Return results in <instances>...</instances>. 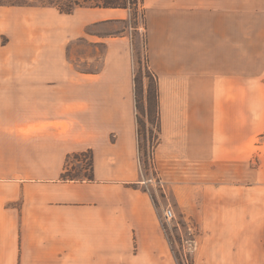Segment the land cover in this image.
I'll use <instances>...</instances> for the list:
<instances>
[{
    "label": "crops",
    "instance_id": "1",
    "mask_svg": "<svg viewBox=\"0 0 264 264\" xmlns=\"http://www.w3.org/2000/svg\"><path fill=\"white\" fill-rule=\"evenodd\" d=\"M145 4L180 158L220 163L209 235L222 260L264 264V0ZM118 10L0 5V264H176L140 185L132 33L107 38L102 72L67 57L71 39ZM88 151L95 179L63 180L68 155Z\"/></svg>",
    "mask_w": 264,
    "mask_h": 264
},
{
    "label": "rangeland",
    "instance_id": "2",
    "mask_svg": "<svg viewBox=\"0 0 264 264\" xmlns=\"http://www.w3.org/2000/svg\"><path fill=\"white\" fill-rule=\"evenodd\" d=\"M123 1H126L130 8L115 12L118 20L100 23L93 30L103 35L115 31H124L118 36L132 33L133 67L129 76L133 79L134 114L139 131L140 185L151 194L157 205L176 264H238L232 258L222 260L220 238L214 234L209 235L210 231L205 225L206 218L211 224L214 221L209 218L213 213L210 206L212 201L219 198L216 189L222 182L220 163L204 160L201 156L190 168L187 161L181 160L180 148L176 147V98L159 96L156 72L149 65L148 31L144 29L148 10L145 0H0V3H25L70 9L80 5L104 6L106 3ZM119 19L129 20V25ZM135 26L138 28H134ZM86 36V40L79 37L70 40L67 57L79 72L98 70L103 65L99 71L102 72L106 66L107 38L116 36ZM207 105L208 102L204 98L197 99L198 120L205 119L203 113ZM89 156V153L85 152L79 157H72L67 166V174L76 176L88 174ZM208 202L209 204H206ZM169 208L174 210L175 216L167 221L165 211Z\"/></svg>",
    "mask_w": 264,
    "mask_h": 264
},
{
    "label": "trees",
    "instance_id": "3",
    "mask_svg": "<svg viewBox=\"0 0 264 264\" xmlns=\"http://www.w3.org/2000/svg\"><path fill=\"white\" fill-rule=\"evenodd\" d=\"M0 5H4L2 3H0ZM10 5H29V4H25V3H20V4H10ZM80 6H85V5H80ZM86 7H104V8H130V5L125 1L123 2H116V3H109V4H104V6H99V5H93V6H86ZM62 13H72L74 8H70V9H63V8H58ZM118 19H109V20H105V21H101V22H97V23H94V24H90L86 27V35H96V36H99V37H109V36H118V35H122L123 32H110L108 34H100V33H97L96 31H94L93 29L98 26L100 23H108V22H113V21H116ZM123 22H125L127 25H129V20L127 19H119ZM129 27V26H128ZM134 28H138V26H135ZM125 30V29H124ZM126 31H128V29L126 28ZM129 33V31H128ZM84 35V36H81L79 37V39L81 40H86L87 39V36ZM108 51V46L106 45V49H105V55ZM103 68V65L100 69L98 70H81L83 73H98L99 71H101ZM136 78V77H135ZM138 106V105H137ZM138 121H139V124H140V119L138 118ZM138 135H139V131H138ZM89 153V158H88V169H89V173L86 174L85 176H76V175H71V174H67V166L69 164V161L72 157H79L81 154H72V155H68L67 159H66V163H65V171L62 173V179L63 180H93L95 179V170H94V157H93V153L92 151H88Z\"/></svg>",
    "mask_w": 264,
    "mask_h": 264
},
{
    "label": "built area",
    "instance_id": "4",
    "mask_svg": "<svg viewBox=\"0 0 264 264\" xmlns=\"http://www.w3.org/2000/svg\"><path fill=\"white\" fill-rule=\"evenodd\" d=\"M175 216L174 210L169 208L165 211V218L167 219V221L172 220V218Z\"/></svg>",
    "mask_w": 264,
    "mask_h": 264
}]
</instances>
